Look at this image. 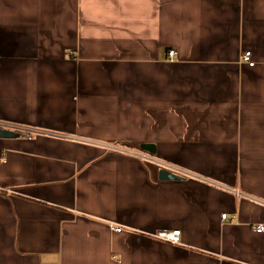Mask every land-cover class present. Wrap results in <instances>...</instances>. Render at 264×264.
<instances>
[{"label": "crops", "instance_id": "1", "mask_svg": "<svg viewBox=\"0 0 264 264\" xmlns=\"http://www.w3.org/2000/svg\"><path fill=\"white\" fill-rule=\"evenodd\" d=\"M0 121L264 201V0H0ZM160 171L0 138V264H264L260 202Z\"/></svg>", "mask_w": 264, "mask_h": 264}, {"label": "built area", "instance_id": "2", "mask_svg": "<svg viewBox=\"0 0 264 264\" xmlns=\"http://www.w3.org/2000/svg\"><path fill=\"white\" fill-rule=\"evenodd\" d=\"M175 55H176L175 51L169 52V57L171 59H173ZM251 57H252L251 53H245L243 54L241 61L247 63L249 66H254L255 63L252 62ZM0 130H5V131L18 134L19 138L25 139V140H31L37 137H47V138H53V139H63V140L75 142L78 144L96 147L108 153H113L116 155L133 158L141 162H144L146 164H152L158 167L160 170H164L174 176L182 178L183 180L185 179L195 180V181H198L204 184L211 185L214 188L222 189L226 192L235 194L242 199L258 201L264 206V201L259 198H255L249 194L240 192L235 189H231L227 186L222 185L219 182L208 180L202 176L189 172L188 170L183 169L179 166L163 161L146 151L127 148L126 146L119 145V144H110V143H105V142H100V141L88 140L84 138L72 137L68 135L63 136L61 134L55 133L50 130H45V129L36 128L32 126H26L23 124H15V123L6 122V121H0ZM221 219H222V222L227 221L228 219L231 222L235 221V217L228 218L227 214L222 215ZM113 230L115 232H120L122 228L118 226H114ZM254 231L259 234H262L264 233V226L258 225L254 228ZM158 236L172 243H178L180 241L179 231H174L172 233H160Z\"/></svg>", "mask_w": 264, "mask_h": 264}, {"label": "water", "instance_id": "3", "mask_svg": "<svg viewBox=\"0 0 264 264\" xmlns=\"http://www.w3.org/2000/svg\"><path fill=\"white\" fill-rule=\"evenodd\" d=\"M0 138L18 139L19 135L12 133V132H9V131L0 130ZM146 150L147 151H153L154 148L149 146L146 148ZM144 151H145V149H144ZM160 179L163 181H180V180H183L182 178L174 176V175H172V174H170L164 170L160 171Z\"/></svg>", "mask_w": 264, "mask_h": 264}]
</instances>
